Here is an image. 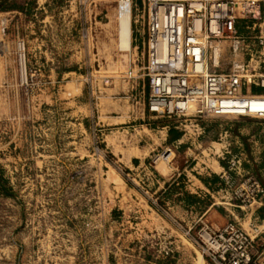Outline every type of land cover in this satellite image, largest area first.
<instances>
[{
	"label": "rangeland",
	"instance_id": "rangeland-1",
	"mask_svg": "<svg viewBox=\"0 0 264 264\" xmlns=\"http://www.w3.org/2000/svg\"><path fill=\"white\" fill-rule=\"evenodd\" d=\"M130 1L126 51L118 44L121 0H0V176L10 192L0 196V264H208L199 236L205 225L215 228L208 210L227 222L235 221L229 210L245 217L215 204L221 179L210 192L191 193L187 174L208 184L209 160L227 165L213 143L229 142L220 127L254 117L199 119L212 123L202 135L187 117H155L144 68L146 2ZM223 58L227 69L231 55ZM131 92H148L152 118ZM156 123L178 126L174 139L185 129L184 143L154 145L145 127ZM149 144L143 165H128ZM229 149L264 184L245 150ZM164 162L180 174L158 190L154 167Z\"/></svg>",
	"mask_w": 264,
	"mask_h": 264
},
{
	"label": "built area",
	"instance_id": "built-area-1",
	"mask_svg": "<svg viewBox=\"0 0 264 264\" xmlns=\"http://www.w3.org/2000/svg\"><path fill=\"white\" fill-rule=\"evenodd\" d=\"M145 2L144 68L151 113L187 117L200 133L204 128L195 121L205 117L264 119V109L254 113L236 109L240 100L264 97L253 93L255 87L264 90V0ZM239 23L255 34L242 32ZM225 52L231 58L229 67L222 69ZM229 146L226 142L218 153L227 165L220 174L223 187L215 204L239 208L245 217H235L220 228L202 227L203 252L208 264H264V217L256 213L264 210V184L244 173L242 154L233 153ZM241 218L248 220L247 228Z\"/></svg>",
	"mask_w": 264,
	"mask_h": 264
},
{
	"label": "crops",
	"instance_id": "crops-1",
	"mask_svg": "<svg viewBox=\"0 0 264 264\" xmlns=\"http://www.w3.org/2000/svg\"><path fill=\"white\" fill-rule=\"evenodd\" d=\"M262 88H255V91L253 93H264L262 92ZM104 93V92H103ZM108 93V92H105ZM110 93V92H109ZM140 95V101H138L136 104L134 103V106L140 105L141 110H144V114L148 115V119L152 118V115L149 113L147 109V99H148V92H131V96L136 97L137 95ZM105 96V95H104ZM143 106V108H142ZM105 112H108V108L104 110ZM130 111L133 112V110L130 108ZM155 116V115H154ZM157 117V116H155ZM108 121L112 123H116V119L109 117ZM212 125L206 124L202 127L207 130ZM178 129V126H170L168 124L166 125H159L156 123L155 127H145L146 134H148L153 141L154 145H161L165 144L166 146H174L177 147L179 144L184 143L185 136L188 135V133L185 131V129L179 128L183 130L184 132H181L180 137L174 139L170 136V132L172 129ZM187 130V129H186ZM188 131V130H187ZM204 131V130H203ZM227 132V140H229L228 143L231 145V149L233 151L239 152L241 149L245 150V153L247 154V157L249 159V163L246 164L247 168L251 171L257 172L258 176L264 177V120L256 119V118H246V119H236L230 122H225L222 127H220V131L217 133L220 137L223 136ZM197 133L199 135H202L203 133H200V131L197 129ZM158 134L160 135L158 137ZM148 137V136H147ZM157 143V144H156ZM213 143L220 144V149L224 147V144L221 142H215ZM157 147V146H156ZM154 149L153 145L143 146L141 148H138V152L140 155H134L133 157H130L128 159L129 163L128 165H131V167H139L140 165H143L144 160L147 159L148 156H150L151 151ZM171 155V153L169 154ZM170 157V156H169ZM169 157L167 159H169ZM134 159H137L138 163L135 164ZM211 165H213L214 169L212 170L215 175L209 173L206 171V175H208L209 182L203 183L200 179L195 177L194 175H191V173L187 174L188 177V183L187 188L191 193H197L198 191H208L210 192V189L214 190L218 187V183L220 178V174L223 169V165L220 160L215 159V162L213 160H209ZM140 164V165H139ZM133 165V166H132ZM156 174L158 176L157 180V189L160 190L164 188L166 183L170 181V179L174 175H179L180 171L174 164H168V163H159L155 167ZM204 167H202L203 170ZM211 175H213L211 177ZM231 213V214H230ZM208 218L209 221H211V225L215 228L222 227L227 220L225 217H223L222 214L215 212V210H208ZM240 214V213H238ZM227 216L234 215L238 218L239 215L235 213L232 210H229V213H225Z\"/></svg>",
	"mask_w": 264,
	"mask_h": 264
},
{
	"label": "bare ground",
	"instance_id": "bare-ground-1",
	"mask_svg": "<svg viewBox=\"0 0 264 264\" xmlns=\"http://www.w3.org/2000/svg\"><path fill=\"white\" fill-rule=\"evenodd\" d=\"M118 44L121 48L129 49L131 47V3L129 0H122L118 10ZM125 49V50H126ZM127 51V50H126ZM237 111L253 112L264 109V97H256L251 99H243L237 103ZM168 157V156H167ZM164 158L166 156L164 155ZM200 256V255H199ZM199 259V257H198ZM199 264H203L200 258Z\"/></svg>",
	"mask_w": 264,
	"mask_h": 264
},
{
	"label": "trees",
	"instance_id": "trees-1",
	"mask_svg": "<svg viewBox=\"0 0 264 264\" xmlns=\"http://www.w3.org/2000/svg\"><path fill=\"white\" fill-rule=\"evenodd\" d=\"M255 91V89H254ZM3 179L0 176V196H7L10 194L9 189L5 186V181L1 182ZM263 211V209H262ZM261 211V215L264 216V211Z\"/></svg>",
	"mask_w": 264,
	"mask_h": 264
}]
</instances>
